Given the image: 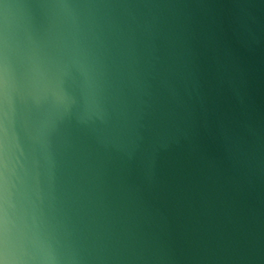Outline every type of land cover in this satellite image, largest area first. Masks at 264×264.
Returning <instances> with one entry per match:
<instances>
[{
	"label": "water",
	"instance_id": "95a60500",
	"mask_svg": "<svg viewBox=\"0 0 264 264\" xmlns=\"http://www.w3.org/2000/svg\"><path fill=\"white\" fill-rule=\"evenodd\" d=\"M0 264H264V0H0Z\"/></svg>",
	"mask_w": 264,
	"mask_h": 264
}]
</instances>
